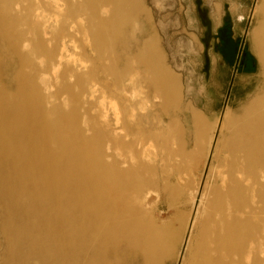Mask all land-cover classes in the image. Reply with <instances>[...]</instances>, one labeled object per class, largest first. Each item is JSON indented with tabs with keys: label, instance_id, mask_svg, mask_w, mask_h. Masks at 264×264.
<instances>
[{
	"label": "bare ground",
	"instance_id": "1",
	"mask_svg": "<svg viewBox=\"0 0 264 264\" xmlns=\"http://www.w3.org/2000/svg\"><path fill=\"white\" fill-rule=\"evenodd\" d=\"M256 7L264 75V0ZM148 13L142 0H0V264H117L127 254L161 264L170 252V228L136 203L152 163L135 135L147 99L129 68L175 104L156 36L141 27ZM227 124L228 163L188 264H251L264 251V91L215 127Z\"/></svg>",
	"mask_w": 264,
	"mask_h": 264
},
{
	"label": "rangeland",
	"instance_id": "2",
	"mask_svg": "<svg viewBox=\"0 0 264 264\" xmlns=\"http://www.w3.org/2000/svg\"><path fill=\"white\" fill-rule=\"evenodd\" d=\"M142 2L150 19L141 27L144 35L150 29L156 36L163 65L175 80V104L166 107L155 98V89L141 82L147 75L138 66L129 68L141 76L139 95L148 101L140 104L147 117L141 121V134L135 135L147 147L145 154L152 163L150 173H143L147 183L136 203L141 213L172 232L170 252L161 264H188L213 190L228 163L231 126L219 130L215 124L226 111L232 119H240L242 109L264 91L252 38L260 22L256 6L261 0ZM127 47L133 51V41L128 39ZM190 110L201 116V130L193 124ZM212 132L218 142L210 152L207 142ZM190 218L195 222L191 228ZM189 238L191 242H186ZM255 259L264 264V251L251 254V264ZM117 260V264H140L133 254L119 255Z\"/></svg>",
	"mask_w": 264,
	"mask_h": 264
}]
</instances>
